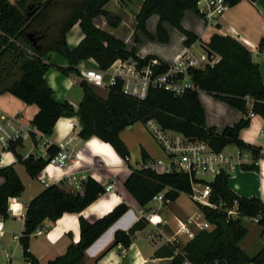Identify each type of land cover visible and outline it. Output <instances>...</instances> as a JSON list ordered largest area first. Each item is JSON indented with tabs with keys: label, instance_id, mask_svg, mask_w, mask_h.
Segmentation results:
<instances>
[{
	"label": "trees",
	"instance_id": "obj_1",
	"mask_svg": "<svg viewBox=\"0 0 264 264\" xmlns=\"http://www.w3.org/2000/svg\"><path fill=\"white\" fill-rule=\"evenodd\" d=\"M111 0H20L11 3L0 0V95L10 94L27 105H35L39 112L32 125L42 134L52 133L55 123L61 117L77 116L81 130L79 137L87 140L96 137L110 144L116 154L128 164L129 151L119 138V133L135 123L146 124L153 120L163 129L179 133L188 139L203 141L216 152L235 146L242 151L251 152L253 163L242 165L244 170H256L259 150L244 144L239 132L249 125L248 114L260 116L264 120V84L259 67L251 59L249 50L235 39L214 34L206 44L205 50L219 57L216 64L188 70L194 85L193 90L181 96L149 89L144 100L128 97L121 92V82L108 87V96L100 98L85 81L80 82L83 99L75 111L65 103H58L52 97V90L44 80L49 68H56L64 75L79 76L77 65L82 60L93 59L99 70L106 71L117 59L135 57V50H127L126 45L111 34L96 28L93 19L104 16L110 27H116L120 20L104 10ZM197 0H144L136 15V30L153 39L146 32V20L153 14L159 16L156 39L168 42L163 23H168L186 37L184 45L190 46L197 37L186 31L181 20L185 11L196 13ZM233 6L241 0H226ZM255 1V0H250ZM78 24L84 34L76 48L70 50L66 44V34ZM136 41L138 40L136 36ZM264 52V41L258 44ZM55 52L68 62L67 69H61L44 61V57ZM152 57H147V59ZM168 65L162 63L157 69L163 72ZM197 91H203L216 100L240 111L245 118L220 133L207 127L205 111ZM248 104L251 105L250 109ZM21 141L12 143L9 151L23 165L31 178H37L42 170L58 154L59 147L50 145L45 157L29 155L21 158L17 149ZM145 160V154L142 153ZM0 216L8 218V201L20 198L24 185L11 166L0 168ZM210 200L224 205L219 210L198 206L199 212L212 230H198L184 247L177 249L171 264H264V247L253 257H249L239 246L246 235L243 219H258L264 230V201L258 198H242L233 193L228 186V175L222 173L211 183ZM124 187L139 207L143 208L157 194L165 191V199L176 201L181 193L189 195L188 178L180 173H157L151 169H131ZM105 189L88 177L80 185L79 191L65 188L64 183L47 186L39 195L25 206L23 231L19 236L22 254L29 264H39L29 253L30 236L42 226L44 221L55 222L65 213L80 214L93 203ZM237 202L235 217H229L226 208ZM120 205L103 218L90 223L79 218L80 241L68 246L65 254L56 257L48 264H84L85 251L126 211ZM148 224L144 218L127 232L117 231L112 246L128 248L131 236ZM183 253V255H181Z\"/></svg>",
	"mask_w": 264,
	"mask_h": 264
},
{
	"label": "crops",
	"instance_id": "obj_2",
	"mask_svg": "<svg viewBox=\"0 0 264 264\" xmlns=\"http://www.w3.org/2000/svg\"><path fill=\"white\" fill-rule=\"evenodd\" d=\"M9 1L17 3L20 0ZM143 1L111 0L104 6V10L117 16L120 23L116 27H110L106 18L100 15L93 19V24L96 28L122 41L128 51L134 49L136 56L155 57L166 65L173 64L184 49L188 47L196 54L201 53L214 34L231 37L249 50L252 61L259 67L264 84V52L258 50V44L264 41V0H241L230 6L216 25L208 23L193 11H185L181 25L186 31L197 37V40L188 47L184 45L186 39L184 34L166 22L163 23V27L167 32L168 42L161 43L156 39L159 22V16L156 14L151 15L145 23L146 32L153 36V39H149L144 33L136 30L135 17ZM83 38L84 34L79 25L76 24L66 34V44L70 50H73ZM196 46L199 48V52L194 50ZM44 61L61 69L68 67L67 60L55 52L48 53L44 57ZM82 68L99 69L93 59L80 61L77 69L80 72ZM44 80L52 90V97L56 102H67L75 111L78 109L83 99L79 76H66L56 68H49L44 74ZM90 86L100 98L103 100L107 98V85ZM197 95L205 111L207 127L214 128L218 133L225 127L232 126L245 118L240 111L216 100L203 91H197ZM250 107L251 105L248 104L249 109ZM0 111L9 116L19 117L23 124L31 128L34 127L32 121L39 109L35 105L23 103L15 96L4 94L0 95ZM248 118L249 125L242 129L238 136L244 144L259 150L260 157L256 162L257 169L244 170L242 165L235 166L228 175V186L238 197L258 198L264 201V120L258 115L248 116ZM136 124L138 123L123 129L119 133L120 140L129 151L130 156L127 164L116 154L110 144L94 136L82 140L79 137L81 124L77 116L59 118L52 133L46 136V139L49 145L58 147L65 145L73 149L74 155L65 167L49 163L39 174L42 177L41 180L31 178L18 158L10 151L4 154L0 145V168L13 167L24 185V192L20 198H11L16 214L9 213L8 218L3 219V222L7 220L11 223H18V225L14 229H9L4 223V235L1 238L3 242L0 245V250L4 253L7 252L4 247L7 244V238L10 236L11 243L18 245L23 258L22 247L19 239H17L20 235L17 233L23 231L25 206L49 185L64 183L66 189L79 191L81 183L90 177L105 189V193L100 195L80 214L65 213L55 222H43L42 226L30 236L28 248L29 253L38 263L48 264L56 257L65 254L69 245L77 244L80 241V217L94 223L111 213L114 208L125 205L128 210L85 251L84 264H171L175 252L171 253L168 246L171 243H168L167 240L175 237V232L178 229L176 219L183 221L178 217V214L187 217L183 222L191 217L195 218L196 214H188L177 205V201L183 193L174 202L159 203V207H149L148 203L141 208L126 191L124 184L131 173V169L138 170L143 164L162 159L158 147L146 135L147 133L136 131V127H134ZM234 148L235 151L237 148L235 146ZM38 152L34 134H30L27 139L22 141L21 146L17 149V154L21 158L38 155ZM142 153L145 154V160ZM45 155L41 157H45ZM253 159L251 152L246 151V163L244 165L252 164ZM2 183L3 179L0 178V185ZM108 186H112V188L106 190ZM152 208L155 210L156 217L161 220L158 227L146 224L142 230L136 231L131 236V244L128 248H123L121 245L112 246L117 231L127 233L140 218H143L139 213L140 209L148 212ZM197 212H199L198 209ZM178 238L181 242L174 245L177 249L184 247L189 242L185 234H181ZM242 241L243 239L240 240L239 246L249 257H253L264 247L257 243L252 248H244ZM5 261L6 259L3 258L0 264H4ZM11 262L12 256L10 264ZM25 263L27 264L26 261Z\"/></svg>",
	"mask_w": 264,
	"mask_h": 264
},
{
	"label": "built area",
	"instance_id": "obj_3",
	"mask_svg": "<svg viewBox=\"0 0 264 264\" xmlns=\"http://www.w3.org/2000/svg\"><path fill=\"white\" fill-rule=\"evenodd\" d=\"M230 4L226 0H197L196 14L202 19L216 25L221 17L228 11ZM219 57L210 54L206 50L201 53H194L188 47L184 49L181 55L168 65L163 72H158L157 69L162 65V62L155 58L135 56L128 59H117L106 70L82 68L79 72V78L82 81L94 86H113L117 81L121 82V92L137 100H144L149 89H157L168 92L174 96H181L188 90H193L194 85L188 75V70L192 68H200L206 65H214L218 62ZM249 113L248 116H253ZM147 131L151 133L156 143L162 149L165 158L147 164H143L139 169H151L157 173H173L177 172L185 175L188 178L190 200L198 206L207 207L213 210H219L224 205L215 204L210 200L211 186L210 183L222 173L229 175L235 166L244 165L246 163V151L236 149L233 153H228L224 148L221 151H214L208 143L203 141H192L183 135L161 129L153 120H149L144 125ZM30 134H34L37 146L38 155H45L49 148V143L46 135L40 133L35 127H28L20 121L17 116H9L0 111V145L3 153L9 152V146L18 141H24ZM74 150L60 145L58 154L51 160L50 163L59 167H65L68 161L72 159ZM38 179H42L39 175ZM74 180V179H73ZM79 187V185H77ZM112 186H108L106 190H110ZM165 192H161L154 196L151 202L160 204L170 203L165 199ZM237 202L233 203L231 208H226L229 217H235ZM8 214H16L13 208L11 198L8 201ZM145 221L158 227L161 220L156 217L154 208L148 212L139 210ZM258 223V219H251ZM178 229L175 232V237L169 238L167 241L172 245L180 243L178 238L181 234H185L190 241L194 237L195 230H212L213 227L204 220L201 212L191 217L186 222L177 220ZM41 233V231H39ZM4 235V222L0 216V239ZM153 236V235H152ZM154 238V237H152ZM19 239V237H17ZM183 255V253L181 254ZM6 261L4 264H10L11 256L5 252ZM29 264V263H27ZM182 264H191L184 260ZM256 264V263H247Z\"/></svg>",
	"mask_w": 264,
	"mask_h": 264
},
{
	"label": "rangeland",
	"instance_id": "obj_4",
	"mask_svg": "<svg viewBox=\"0 0 264 264\" xmlns=\"http://www.w3.org/2000/svg\"><path fill=\"white\" fill-rule=\"evenodd\" d=\"M194 50H197L199 52V48L196 46ZM134 127H136L137 132L145 131L147 136L156 144L158 147L160 153H161V158L164 159L165 155L162 151V149L159 147V145L156 143L155 139L151 135L149 131L145 128V126L141 123L136 124ZM137 135V134H136ZM228 153H233L234 152V146H228L227 148ZM177 205L180 206L186 213L188 214H198L197 212V206L188 198L186 194H181L179 197V200L177 201ZM159 207L158 202H150L149 207ZM178 217L185 221L187 217L185 215H180L178 214ZM6 224V227L9 229H14L15 226L18 225L15 223H11L9 221H4ZM243 227L246 229V235L242 238V246L244 248H252L255 244H259L262 247L264 246V230L256 223L252 222L250 219H243L242 220ZM9 226V227H8ZM11 227V228H10ZM6 228V229H7ZM194 232L197 230L193 229ZM21 231H19L17 234L20 235ZM10 236L7 238V244L4 247V250L7 251L11 256H12V262L11 264H26L24 259L22 258L21 255V250L18 248L17 244L11 243ZM241 239V240H242ZM2 239L0 240V245H2ZM249 246V247H247ZM2 256L4 257V251L0 250V261H2Z\"/></svg>",
	"mask_w": 264,
	"mask_h": 264
},
{
	"label": "water",
	"instance_id": "obj_5",
	"mask_svg": "<svg viewBox=\"0 0 264 264\" xmlns=\"http://www.w3.org/2000/svg\"><path fill=\"white\" fill-rule=\"evenodd\" d=\"M210 54H211V53H210V52H208V55H209V56H210ZM192 141H194V140L192 139Z\"/></svg>",
	"mask_w": 264,
	"mask_h": 264
}]
</instances>
